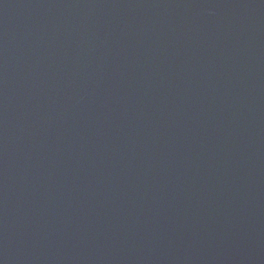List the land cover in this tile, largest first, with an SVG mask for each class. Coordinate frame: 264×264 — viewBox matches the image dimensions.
<instances>
[{
    "label": "water",
    "instance_id": "obj_1",
    "mask_svg": "<svg viewBox=\"0 0 264 264\" xmlns=\"http://www.w3.org/2000/svg\"><path fill=\"white\" fill-rule=\"evenodd\" d=\"M0 264H264V0H0Z\"/></svg>",
    "mask_w": 264,
    "mask_h": 264
}]
</instances>
